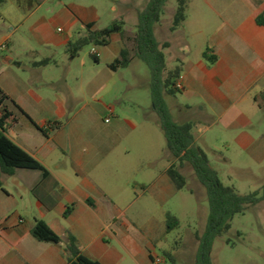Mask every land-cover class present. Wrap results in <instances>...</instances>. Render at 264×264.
Segmentation results:
<instances>
[{
  "label": "crops",
  "instance_id": "0c3cea01",
  "mask_svg": "<svg viewBox=\"0 0 264 264\" xmlns=\"http://www.w3.org/2000/svg\"><path fill=\"white\" fill-rule=\"evenodd\" d=\"M204 1L211 7L207 16L219 17L221 24L204 35L201 60L195 62L178 50L181 40L186 41L189 17L172 32L175 10L171 23L160 32L166 37L158 41L169 44L164 50L166 61L167 57L172 60L168 69L182 67L178 82L181 93L167 97L166 102L174 121L192 123L194 129L204 131L196 118L204 120L212 115L225 120L227 128L244 126L250 120L240 107L255 104L264 109V25L259 24L263 21L260 17L264 18V0ZM41 2L27 12L16 5L27 18L26 31L12 27L9 34L0 32V88L20 108L11 103L7 106L17 118L7 136L49 172L47 177L31 170L2 175L0 264H67L63 244L39 242L32 236L36 220L46 222L63 240L68 231L73 233L89 259L117 264L119 256L113 243H120L128 251L134 247L129 224L119 218L120 210L134 199L130 182L121 190L108 179L112 172L109 167L123 141L131 146L143 141L124 139L122 134L124 129L132 132L137 127L141 121L138 113L147 108L136 99L129 100V105L123 101L124 85L129 81L120 78L123 70L112 72L108 65L124 48L133 50L134 44L114 35L109 46L93 47L89 53L91 59L95 51L98 63L83 52L72 58L67 51L70 40L83 34L87 25L101 30L100 11L94 6L68 7L57 0L50 18L32 20L43 6ZM118 5L111 8L112 13L119 12ZM19 32L25 34L26 41L14 40ZM125 32L128 38L135 37L136 30ZM207 49L212 50L209 57H216L212 64L204 59ZM55 50L60 51L59 57L54 55ZM46 60L50 64L39 65ZM127 109L136 117H124ZM109 116L111 121L107 123ZM141 122L145 125L148 121ZM235 142L264 158L263 139L258 141L244 132ZM165 159L167 165L158 180L149 186L139 185L143 191H177L167 175L176 162L168 156ZM187 165L181 170L184 176ZM72 206L73 212L66 216ZM148 253L152 260L150 250Z\"/></svg>",
  "mask_w": 264,
  "mask_h": 264
},
{
  "label": "rangeland",
  "instance_id": "374dc122",
  "mask_svg": "<svg viewBox=\"0 0 264 264\" xmlns=\"http://www.w3.org/2000/svg\"><path fill=\"white\" fill-rule=\"evenodd\" d=\"M61 1L68 7L73 4L96 7L102 17L100 29L110 26L115 21H123L125 29L135 31L139 12L144 10L151 0ZM56 2L57 0L51 2L42 0L43 6L32 20L40 16L50 18ZM117 5L119 12L112 13L111 8ZM177 6V0H168L161 21L156 26L159 41L165 39L166 34L160 32L171 23ZM210 10L211 7L204 0H192L189 4L187 11L189 23L185 26V39L188 43L181 40V47L178 50L189 54L195 62L201 60L204 35L221 24L219 17L207 16ZM26 20V16L11 1L0 5V32L5 31L9 34L12 27L26 31L28 28ZM14 40L26 41L25 34L19 32ZM92 49L93 47H88L83 51L89 59ZM54 55L59 57L60 51L55 50ZM171 64L172 60L167 57V67ZM122 74L119 75L120 78L122 76L129 81L128 85H124L123 101L128 104L131 99L138 100L147 108L138 113L140 120L148 122L143 125L140 121L132 132L124 129L122 134L124 139L129 137L143 141L134 146L123 141L118 153L112 156V165L109 167L112 172L108 179L116 183L121 190L130 182L131 196L134 199V202L127 208H122L119 214V218L129 224L128 232L133 239L134 247L128 251L120 243H113L119 256L117 264H200L199 238L206 230L210 212L207 191L199 183L189 165L184 169L186 188L174 194L162 193L157 189L143 191L139 186L143 183L149 186L158 180L160 171L167 165L165 156L169 158L171 156L167 153V141L153 109L148 85L151 75L147 65L137 59L133 66L123 70ZM240 109L250 120L247 125L227 128L226 121L220 120L219 116L212 115L204 120L196 118L206 129L201 131L196 127L194 136L197 145L205 151L212 168L218 172L225 186L233 187L241 196L255 192L262 195L264 158H259L251 150L238 145L235 138L247 132L258 141L264 140V109L260 110L259 105L255 104L249 107L245 105ZM123 115L127 118L136 117L129 109L125 110ZM169 214L179 220L178 228L168 230ZM149 250L152 260L149 258ZM211 263L264 264V201L247 206L244 213L235 216L230 231L216 239L211 251Z\"/></svg>",
  "mask_w": 264,
  "mask_h": 264
},
{
  "label": "trees",
  "instance_id": "16d2710c",
  "mask_svg": "<svg viewBox=\"0 0 264 264\" xmlns=\"http://www.w3.org/2000/svg\"><path fill=\"white\" fill-rule=\"evenodd\" d=\"M7 0H0L4 3ZM22 11H30L39 4V0H11ZM178 6L174 15L171 31L174 32L187 20V11L192 0H177ZM168 0H151L147 7L138 14L136 34L133 39L126 36L123 21H115L109 27L95 30L92 25H87L83 34L70 40L67 51L72 58H76L88 47H107L114 35H120L124 42L132 41L134 49L124 48L119 58L108 65L112 72L127 69L133 59L145 63L150 71V90L154 112L160 120V127L167 141V152L176 162L167 171V175L177 191L187 186V179L182 174V168L189 164L199 183L206 189L210 212L205 232L200 236V264L211 263V251L216 239L222 237L231 229V222L236 215L245 212L247 206H253L264 201L263 194L255 192L247 196H241L233 187L225 186L218 174L212 168L210 160L195 142L193 136L194 125L192 123L179 124L174 121L171 111L166 102L167 97H176L181 93L178 82L182 76V67L176 66L168 69L164 50L169 47L168 43L161 44L155 34V28L161 21L164 8ZM259 21L260 25H264ZM211 49L204 53V59L210 64L216 61V57L209 54ZM91 59L99 62L96 54H91ZM49 61H43L39 65L46 66ZM262 99L264 101V92ZM11 103L19 110L17 104L0 88V190L3 189L2 175L13 176L16 170H31L42 172L44 177L49 175L46 168L16 145L8 136L10 128L17 123V118L8 110ZM34 124V123H33ZM35 125V124H34ZM92 207L94 204L89 201ZM74 207H68L66 216L73 212ZM180 226L177 218L168 215V230ZM32 236L43 243L64 245V253L67 264H102L86 257L78 246L76 236L67 232L66 240L55 233L49 225L36 220L32 228Z\"/></svg>",
  "mask_w": 264,
  "mask_h": 264
},
{
  "label": "built area",
  "instance_id": "2783aa9c",
  "mask_svg": "<svg viewBox=\"0 0 264 264\" xmlns=\"http://www.w3.org/2000/svg\"><path fill=\"white\" fill-rule=\"evenodd\" d=\"M92 54H95V51L93 50V53ZM110 121H111V116H109L108 118H107V120H106V122L107 123H110Z\"/></svg>",
  "mask_w": 264,
  "mask_h": 264
}]
</instances>
